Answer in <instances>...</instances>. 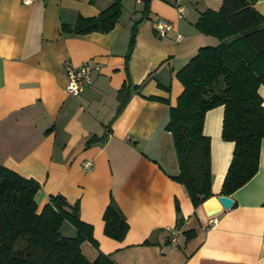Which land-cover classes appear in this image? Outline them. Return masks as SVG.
Returning a JSON list of instances; mask_svg holds the SVG:
<instances>
[{
	"label": "crops",
	"instance_id": "obj_1",
	"mask_svg": "<svg viewBox=\"0 0 264 264\" xmlns=\"http://www.w3.org/2000/svg\"><path fill=\"white\" fill-rule=\"evenodd\" d=\"M223 1L152 0L143 18V0H124L110 33L72 35L62 26L99 16L111 0H36L30 6L0 0V165L40 184L39 209L50 196L79 204L80 219L99 245L97 250L82 243L89 262L103 253L114 264H264V139L257 174L231 196L232 208L213 218L203 206L195 208L173 179L180 165L166 127L183 91L175 74L200 48L220 44L196 23L206 11L218 12ZM254 8L264 16V0ZM157 20L172 24L167 36L156 32ZM86 64L93 67L92 85L79 97L68 96L66 67ZM123 88H129L130 99L119 111ZM259 94L264 106V86ZM223 118L224 108L217 107L204 119L213 196L221 195L234 151L222 139ZM111 203L129 226L121 241L105 234ZM61 232L76 236L68 223Z\"/></svg>",
	"mask_w": 264,
	"mask_h": 264
},
{
	"label": "trees",
	"instance_id": "obj_2",
	"mask_svg": "<svg viewBox=\"0 0 264 264\" xmlns=\"http://www.w3.org/2000/svg\"><path fill=\"white\" fill-rule=\"evenodd\" d=\"M124 0H111V6L92 19L79 18L75 27L62 26L63 33L87 35L110 33L122 14ZM143 18L149 15L152 0H143ZM258 0H224L218 12L206 11L196 23L201 33L217 38L218 46L200 48L176 75L183 86L175 106L170 107L166 127L172 134L180 165L182 184L195 208L213 197L211 192V141L204 135L206 113L224 108L222 139L234 144L231 163L221 195L231 197L259 170L264 139V106L259 88L264 86V16L254 5ZM140 22L134 24L126 62L135 47ZM130 99L129 88L118 94L119 111ZM170 105L169 100L150 97ZM118 111V112H119ZM94 138L93 142L104 141ZM40 184L0 165V264H114L100 253L94 262L82 254L88 241L99 249L93 229L80 219L79 204L62 196H50L39 209L35 197ZM177 207L178 215L180 208ZM105 234L115 240L125 238L129 226L111 203L104 215ZM71 224L74 238L61 228ZM194 234H187L190 238Z\"/></svg>",
	"mask_w": 264,
	"mask_h": 264
},
{
	"label": "built area",
	"instance_id": "obj_3",
	"mask_svg": "<svg viewBox=\"0 0 264 264\" xmlns=\"http://www.w3.org/2000/svg\"><path fill=\"white\" fill-rule=\"evenodd\" d=\"M36 0H21L22 4L25 6L32 5ZM142 0H137V3H141ZM182 12L183 10L180 9ZM156 32L159 36H167L166 34L173 29L171 23L157 20L154 26ZM182 40L181 36L177 37V41ZM92 72L93 67L90 64L83 65L81 67H73L68 65L66 67V74L68 78V84L66 87V92L70 97H79L81 96L91 85H92ZM89 165H85V169H88ZM216 224V219L210 221V226ZM176 232L173 231L172 236L174 237L172 243H175Z\"/></svg>",
	"mask_w": 264,
	"mask_h": 264
},
{
	"label": "water",
	"instance_id": "obj_4",
	"mask_svg": "<svg viewBox=\"0 0 264 264\" xmlns=\"http://www.w3.org/2000/svg\"><path fill=\"white\" fill-rule=\"evenodd\" d=\"M234 205V200L228 196H213L203 203V208L209 218H213L222 211L229 210Z\"/></svg>",
	"mask_w": 264,
	"mask_h": 264
}]
</instances>
